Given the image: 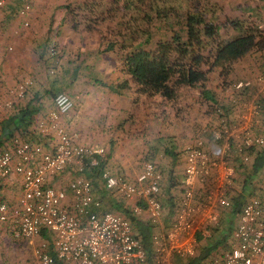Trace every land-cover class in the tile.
<instances>
[{"label":"built area","instance_id":"obj_1","mask_svg":"<svg viewBox=\"0 0 264 264\" xmlns=\"http://www.w3.org/2000/svg\"><path fill=\"white\" fill-rule=\"evenodd\" d=\"M33 1L24 0L18 11L26 28ZM49 55L55 57L56 49ZM33 86L25 78L9 91V100L0 102V128ZM233 91L232 108L214 105L217 121L185 146L182 196L166 220L160 200L164 180L154 162H146L135 178L111 167L101 171L102 192L124 203L129 215L124 209L106 210L103 193L95 192L86 173L108 164L107 148L82 144L69 132L64 119L75 102L69 94L58 93L54 108L37 122L46 143L15 139L12 149L0 152V183L16 175L23 188L16 205L0 201V232L10 231L13 238L32 244L40 240L35 264H188L213 241L222 245L198 264H264V191L247 199L229 235L215 233L232 209L236 163L251 164L255 151L264 148V137L256 133L264 112V73L236 83ZM67 175L70 181L63 186ZM144 215L145 223L156 229L149 247L131 220L143 221ZM45 233L51 234L52 252Z\"/></svg>","mask_w":264,"mask_h":264},{"label":"crops","instance_id":"obj_2","mask_svg":"<svg viewBox=\"0 0 264 264\" xmlns=\"http://www.w3.org/2000/svg\"><path fill=\"white\" fill-rule=\"evenodd\" d=\"M0 1L4 2V6L0 7V102L10 99L11 96L9 91L23 79L32 77L36 81V86H33L30 92L31 96L29 95L24 101H18L17 103H20L21 107L18 106L17 109L9 113L7 119L1 125L0 152H2L4 150L12 149L15 139L35 142L34 140L37 138L33 135L34 133H36V136L41 139L37 132V122L44 118L54 108V100L53 98H50L52 95L51 91H54L57 95L67 88L66 92H69L72 88V86H69V81L75 76L73 68H77L80 63L84 65H87L88 63L85 60L86 57H81L79 62L75 61L77 57L74 56L72 59L69 57V52H74V50L79 47H81L83 52L96 48V56L98 58V49L106 47L109 43V41L103 40V36L105 35L103 34V25L100 27V30L97 28V30L93 31L87 30L85 26H80L77 29L74 28L71 9L76 8L87 1L97 2L103 8H107L115 0H34L32 11L28 15V19H26L30 24L28 28L24 27V21L17 15V12L22 5V0ZM221 32L223 31L220 30L219 34H221ZM228 32H230V34L232 32L234 35L237 34L234 29H230ZM48 39L49 42H51L50 46L55 47L56 49L58 47L59 51L62 52L61 54L64 57V61L69 62L64 68L67 71H70L71 69L73 73L67 76L64 75V77H58L57 80L46 78L44 70H46V67L49 70L50 67H53V60L47 58L48 55L45 54L44 50V46ZM216 51V45H214L212 47L213 56ZM102 52H104L101 54L102 57L107 58L106 61H108L113 55L118 54V49L116 48L109 52L103 50ZM75 55L79 56V51L76 52ZM99 60L101 63L104 62L101 59ZM105 65V67L102 65L101 68H97L96 70L101 74H105V78L112 77L110 82L107 83L108 86L124 80H130L132 89L124 91L122 94H118L108 87L106 90L104 89L105 87H95L92 95L95 97V95L98 96L99 93V96L101 97L99 101L103 103L102 110H105L106 112L108 111L110 114L103 115V117L97 115L96 120L98 124L94 121V123H90V126H87V123L90 122L89 119H86L88 113L82 109L79 113L72 111L65 117L64 121L69 132L76 134L81 143H97L111 148L110 154L107 153L108 164H110V167L113 170H118L120 173H123L120 168L122 165L128 163L127 153L133 151V147H131L132 150H126L124 149V145L126 147L131 145L134 146L140 142V138H142L141 131H134V129L138 127L137 124L133 126L134 122H139L140 120V112L138 109L139 102H146L149 104L152 102L151 100L160 96L155 98H148L145 96L139 97L135 93L134 84L132 83L131 78L122 72V68L120 71L122 75H115L114 68H112L113 64L107 62ZM222 69L223 65L219 64L207 76L205 89L209 92L210 99L204 97L202 94L204 88L199 85L182 88L190 90V94L192 95L191 98L194 99L193 101L191 100V102H195L199 106L197 109L198 112H196V119L198 118V121L204 125L207 120H210L209 122L217 121V118L214 116L209 119L207 113V107L213 104L211 99L220 106H225L228 110L232 108L231 99L234 91L230 89L223 92L222 87L219 85L221 82L230 83L232 81V84H236L240 81L255 80L260 74L264 73V50L256 51L253 49L243 57L232 62L231 71L227 76L222 75ZM208 70L207 67L206 71ZM96 79L101 80L97 77ZM49 84L50 89L47 87ZM92 95L90 97H92ZM237 95L239 96L241 93L236 94V96ZM244 97H246V95H244ZM160 98L165 99L163 97ZM33 107L37 113L34 116V123L29 127L26 123H22L18 113H21L20 111L25 108V110H28L29 108L33 109ZM90 119H93V115H91ZM147 120V124H150L148 117ZM193 120L194 119L190 122H193ZM25 127L27 128V131L25 130ZM256 133L264 137V112L261 117L260 125L256 129ZM193 136L191 130H181L178 136V141L181 143L179 144L177 141V145L182 147L184 142L186 146L190 143ZM182 138H184V140ZM42 143L46 142L42 141ZM114 144L119 145V147L114 149ZM112 150H115L114 156L111 153L113 152ZM179 152H182V154ZM123 154H125L126 157L121 158V155ZM130 154H132V152ZM179 154H181V156ZM109 156L112 158H109ZM162 156L160 155L161 158L166 160V163L160 164L165 172L168 173L171 169H176V176L179 178L183 177V151H181L180 148L175 147L170 151H166ZM176 159H180V161L175 164ZM114 162L118 163L120 168ZM236 164L238 165V174L235 192L239 193L242 191L244 179L248 175V172H244V170L246 169V171H249L250 164ZM241 165H243L242 168H240ZM138 173H140V171L135 172L133 176H129V174L126 175L135 178ZM260 177V181L255 180L252 188H249L251 194L247 199L253 196V192L261 193L264 191V177L261 173ZM53 184H55V186L59 185L58 181H54ZM163 186L164 188H167V181L164 180ZM22 195L23 188L19 176H11L0 183V201L6 202L9 205H16ZM108 196L109 195L106 193L104 203L107 207H112L117 201L107 198ZM122 205H124V203ZM122 205L120 207L123 209L124 207ZM232 215L231 210L224 215V219L227 221L225 224L232 222L235 229L239 224L240 215H233V217ZM146 220H148V217L144 215L142 222H146ZM230 233L231 232L225 234L229 235Z\"/></svg>","mask_w":264,"mask_h":264},{"label":"trees","instance_id":"obj_3","mask_svg":"<svg viewBox=\"0 0 264 264\" xmlns=\"http://www.w3.org/2000/svg\"><path fill=\"white\" fill-rule=\"evenodd\" d=\"M23 4L24 0H22L21 7ZM71 14L74 28L85 26L89 31L100 29L103 24L120 19L117 25L110 29L111 38L109 40L111 41L106 45L104 51L118 49L122 59V72L131 78L135 93L139 97L155 98L160 96L173 101L181 87L199 85L204 88L202 92L204 97L210 99L209 92L205 89V83L208 74L215 67L222 64V75L227 76L231 71L232 62L253 49L264 50V32L260 31L258 21L247 18L228 20L224 25H220L217 17L210 16L209 9L201 6L200 3H194L184 11L178 0H115L105 9L97 2L87 1L71 9ZM154 29L156 34L161 35V38L150 49L149 46L153 44ZM227 29H234L237 34L228 40H223L220 38L219 32ZM50 45L51 42L48 39L44 46L46 55L49 54L51 48H55ZM214 45H216L217 51L213 56L212 47ZM207 67L208 71H206ZM56 68L50 67L51 71H56ZM96 84L108 87L118 94L132 89L130 80L110 86L100 82H96ZM234 85L230 84V89L234 90ZM65 90L67 89L65 88ZM65 90L62 91L66 92ZM51 93L50 98L54 100L56 93L54 91ZM248 96L247 93L246 97ZM211 100L213 104L210 106L218 105L213 99ZM223 107L226 109L225 106ZM25 109L21 110L18 116L22 123H26L30 127L34 123V116L37 112L34 107ZM25 130L27 131V128ZM33 135L37 138L34 140L36 143H42L36 133ZM27 141L30 142V140ZM255 152V158L250 164L249 171L244 170V172H248V175L244 179L242 191L235 192L230 196L233 215L241 213L247 197L251 194L249 188H252L254 181L258 179L257 177L264 169V148ZM147 161L157 163L152 159ZM107 165L92 168L86 173L99 196L103 193L100 173L106 167H110V164ZM158 166L163 180L168 183L167 188L163 186L160 196L166 220L178 208L183 192L182 177L176 176V169H171L167 173L161 165L158 164ZM105 195L103 193L101 196L103 200ZM107 198L112 199L110 196ZM119 203L117 201L112 207L105 206L106 210L123 211L124 208L122 209ZM123 212L129 215L128 209H124ZM131 220L138 237L149 247L151 237L156 231L155 227L134 217ZM225 222L227 221L223 216L220 227L215 230L216 234H221L224 230L229 232L234 230L232 222L227 224ZM44 240L52 252L51 234L45 233ZM220 245H222L220 241L209 242L200 256L190 259L188 264H198L201 260L211 256Z\"/></svg>","mask_w":264,"mask_h":264},{"label":"rangeland","instance_id":"obj_4","mask_svg":"<svg viewBox=\"0 0 264 264\" xmlns=\"http://www.w3.org/2000/svg\"><path fill=\"white\" fill-rule=\"evenodd\" d=\"M178 1H179V5H182V9H184V11L188 10L190 6L193 5L194 3H200L201 6L207 7L209 9L210 16H212L213 18L217 17L216 19L220 23V25H224V23H226L228 20L235 21L239 19L251 18L252 20L258 21L260 31L264 32V0H178ZM182 14L184 15L183 11ZM118 21H120L119 18L118 20L116 19L111 23L103 24L104 27L103 34H105L103 36L104 41H111L109 40V38H111L110 29L114 28L117 25ZM228 30L230 29L221 32L220 34L221 39L225 40L232 38L234 36V34L232 32L230 34ZM153 36H154L153 44L151 45L149 44L150 49L161 38L160 34H156L155 29L153 30ZM104 49L105 47H103L102 49H98L99 50L98 58L96 56V51H97L96 48L89 49L87 50V52L86 51L83 52L81 47H79L76 48L74 52L73 51L69 52V57H71L72 59L74 58V56L77 57L75 61L79 62L81 57L84 58L86 57L85 60L86 62H88L87 65L80 63L77 68L76 67L73 68V72L75 73V76L69 81V86H72V88L69 92H66L73 98L75 102L74 110L77 113H79L82 109L86 113H88L86 119H89L90 122L87 123V126H90V123L91 122L94 123V121L96 124H98L96 120L97 115H101V117H103V115L110 114L108 111L106 112L105 110H102L103 103L99 101L101 98L99 96V93L98 96L95 95L94 97L92 95V92L95 87L97 88L103 87L99 84H96V82H100V83L106 82L105 84H107L110 82L112 77L105 78L104 77L105 74H101L96 69L101 68L102 65H104L105 67L106 66L105 64L107 62H110L113 64L112 68H114L115 75L121 74L120 71L122 68V59L120 52L118 51L117 52L118 54L113 55L112 58L106 61L107 58H104L101 55L102 53H104L102 52ZM56 51H57V55L55 57H51L49 54L47 57L53 60L52 65L53 67H57L56 71L52 73L51 69L49 70L47 67L46 70H44L46 78L53 80H57L58 77H64V75L67 76L73 73L71 69L70 71H67L64 68V66L69 64V62L64 61V57L61 54L62 52L59 51L58 47ZM78 51H79V56L75 55L76 52ZM99 59H101L104 62L101 63ZM96 77L101 80L96 79ZM31 79L34 81V86H36L35 79L32 77ZM232 83H233L232 81L230 83L221 82L219 85L222 87L223 92H226L230 90V84ZM47 87H49L50 89V84ZM106 88L107 87H105L104 89L106 90ZM182 88L184 87H181L178 90L177 97L173 101H169L168 99L165 100L158 97L154 100H151L152 102L149 104L146 102L144 103L139 102L138 109L140 112V116H139L140 120L139 122H134L133 126L137 124L138 127L135 128L136 130L134 129V131L137 130L141 131L143 139L140 138V142H138L134 146L131 145L129 147H126L124 145V149L126 150H132L131 147H133V151H129L127 153V157L129 159L127 158L128 163H126V165H122L120 168V166H118L119 164L114 162L123 171L125 175L129 174V176H133L135 172H139V171L141 172L143 165L146 162H148L147 160L150 159H152L153 161L155 160L159 165H161L160 163L162 164L166 163V160H164V158H161L160 155L161 156L164 155L166 151H170L175 147L180 148L181 151H183L185 148V143L183 142L184 147L183 146L179 147L177 145L178 136L181 130H185V129L191 130V133L194 135L190 141L192 142L193 139H195L198 135H200L207 126L212 124V122H209L210 120L209 121L207 120V122L204 125L203 123L198 121V118L196 119V115H197L196 112H198L197 109L199 108V106L197 105V103L191 102V100L193 101L194 99L191 98L192 95L190 94V90H185ZM31 90L29 91V95ZM91 95L92 97H90ZM28 96L25 99H27ZM234 96L235 94L232 93L231 101L233 100ZM18 106L21 107V104L16 103L15 109H17ZM207 113L209 115V119L210 117L214 116V113L212 112V106L209 105L207 107ZM91 115H93V119H90ZM147 117L149 118L150 124H147L148 122ZM192 119H194L193 122H190ZM182 139L184 140V138ZM178 143L180 144L181 142L178 141ZM82 144L90 145L97 143H82ZM105 147L107 148V153L110 154L111 148H108V146ZM117 147H119V145L116 144L113 145L114 149H116ZM112 151L113 152L111 153L114 156L115 150ZM131 152L132 154H130ZM179 153L182 154V152ZM112 157L109 156V158ZM124 157H126L125 154L121 155V158ZM179 161L180 159H176L175 164L176 162ZM257 178H258L257 181L258 180L260 181L261 179L260 175ZM69 181H70V176L67 175L66 178H64V182L62 183L63 186H66ZM253 195H255L254 192ZM119 204L122 205L123 203L120 202ZM223 233H229V231L224 230ZM39 244H40V240H37L32 244L22 239L19 240L13 238L10 231H6L4 233L0 232V264H35L34 250L36 247H38Z\"/></svg>","mask_w":264,"mask_h":264}]
</instances>
